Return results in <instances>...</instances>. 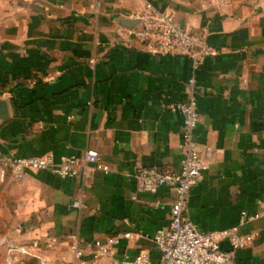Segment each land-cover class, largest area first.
<instances>
[{
	"label": "crops",
	"instance_id": "obj_1",
	"mask_svg": "<svg viewBox=\"0 0 264 264\" xmlns=\"http://www.w3.org/2000/svg\"><path fill=\"white\" fill-rule=\"evenodd\" d=\"M147 3L205 33L215 50L197 73L195 136L206 169L191 194V219L219 233L239 225L243 212L262 211L264 0H0V154L60 162L93 149L109 167L90 166L73 179L9 176L0 190V239L57 238L44 253L73 262L71 236L152 237L169 225L174 191L138 194L135 176L152 166L181 169L183 117L167 104L182 100L192 61L151 54L126 36L127 18ZM242 232L258 237L237 264H264V218ZM154 248L127 240L114 261ZM0 264H8L3 248Z\"/></svg>",
	"mask_w": 264,
	"mask_h": 264
},
{
	"label": "built area",
	"instance_id": "obj_2",
	"mask_svg": "<svg viewBox=\"0 0 264 264\" xmlns=\"http://www.w3.org/2000/svg\"><path fill=\"white\" fill-rule=\"evenodd\" d=\"M221 2L229 3V0ZM97 7H100L99 3ZM130 19L139 20L140 23L135 27H124L123 32L149 53L185 56L192 61L191 75L183 84L182 100L167 104L171 112L183 117L181 169L152 166L139 169L135 176L138 194H155L161 188L174 191L170 223L152 237L126 232L86 243L78 236H71L73 262L51 260L44 253L57 248V238L27 241L1 238L0 248L5 250L8 264H31L32 261L38 264H105L106 261H111L109 264H237L238 252L251 246L258 237L257 232L244 233L242 228L264 218V207L256 214L243 212L239 225L219 233L201 231L189 214L192 191L206 169L195 136L200 123L197 73L204 60L215 53L214 48L208 43L205 33H193L185 29L176 22L173 13L160 12L152 3H147L137 17ZM90 166L104 173L109 172L99 152L93 149L80 156L64 157L60 162H56L52 155L13 159L0 154V190L9 176L21 181L28 172L34 171L49 173L61 179H73ZM71 207L80 209L82 204L75 202ZM141 238L153 242L155 250L141 249L135 257L126 256L119 262L114 261L124 241Z\"/></svg>",
	"mask_w": 264,
	"mask_h": 264
},
{
	"label": "water",
	"instance_id": "obj_3",
	"mask_svg": "<svg viewBox=\"0 0 264 264\" xmlns=\"http://www.w3.org/2000/svg\"><path fill=\"white\" fill-rule=\"evenodd\" d=\"M139 23H140L139 20L127 18V20L125 22V27H135Z\"/></svg>",
	"mask_w": 264,
	"mask_h": 264
}]
</instances>
